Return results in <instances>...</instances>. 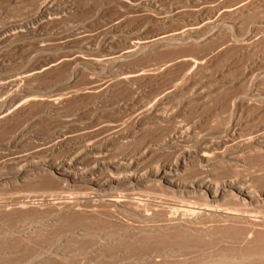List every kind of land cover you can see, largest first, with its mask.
Returning <instances> with one entry per match:
<instances>
[{
    "label": "bare ground",
    "instance_id": "obj_1",
    "mask_svg": "<svg viewBox=\"0 0 264 264\" xmlns=\"http://www.w3.org/2000/svg\"><path fill=\"white\" fill-rule=\"evenodd\" d=\"M145 1L147 0H144L143 3ZM162 1L163 0H150L144 4L148 7L159 9L157 3L161 4ZM222 1V3L217 2V0L215 1L214 7L217 6V3L220 5L217 6L216 9H209L212 10L210 11L211 17L209 18L204 16L205 10H200L197 5L198 10H200V16H202L200 23L190 24L178 30L156 34L148 38L131 39L126 43L124 48L112 50L111 46L116 42L114 37L123 31V15L120 13L116 18H112L111 21H108L110 25L108 27L106 26L107 29L105 28V31L100 33L96 32L98 33L97 35L94 33V38L105 45L107 53H104L102 57L100 56L101 58L75 57L73 63H80L84 66H88L93 71L111 74L112 67L122 61L130 62L128 60L138 57L141 54L144 55V53L147 54L146 52L148 51L152 53L157 49H167V47L173 51L171 47H180L181 44L189 43L195 47V45H199V42L204 41L202 35L207 34V29H210L212 31L211 34L216 35L213 36L216 38H218V34L224 30L225 34L221 33L225 35V37L223 36L225 38L223 41L225 40L226 42L224 41V43H222V38L221 40L219 38V43L221 41V44L218 43L217 45L215 44L217 42H214L212 45L213 47L217 45V48L216 46L215 48H211L212 46H210V44L209 48L213 49L214 52L211 53L212 51H209L208 54L210 57L207 58L204 53H202V55L205 56L203 59L196 58L195 60V58H187V56L176 57V59L170 60L171 62L169 61V64L166 65L165 63L164 65L166 66L161 67L162 70L160 68V71L157 70L156 72L158 73L155 74L158 76L156 79H158L159 76L163 78L162 75L167 77V73L170 72V74H172L171 70H173L177 64L178 66L183 64L188 72V74L185 73L186 77L188 76L187 78H191V76L195 75V77H198L200 75L199 73L212 63L213 60H217L225 54L229 55L228 52L234 50L233 48H235L238 53H247L248 55L254 53L259 47H263V19L261 18L260 21L258 18H254L253 20H258V22L255 21V23L253 20L250 21L249 19L251 18L248 16L264 12V0ZM231 2H234V4H231ZM107 3L116 5L119 7L118 9L121 10L123 6H138L140 2L138 3L137 0H107ZM167 3L169 4L170 2ZM171 5L169 11L166 8H160L166 14V17L165 15H162V17H165L166 20H175V22L183 20L185 23L187 18L186 10H188H185L186 6L183 9L176 8V10H174L175 7L173 6L174 9H172ZM78 6L80 5H76L75 2L70 0L68 3L65 2V4H58L57 0H42L38 3L32 16L26 18V21H20V23H18L24 30L12 34H7L5 32L1 33L0 44H5L15 39V37L17 38V36L30 35L32 32L24 28L28 24L35 25L32 30L33 33H39L42 30L41 25L37 21L39 18H47V21L49 20L48 22H50L55 19L50 20V17L74 12L78 10ZM193 10L195 11V9ZM190 11H192V9ZM245 16H247L248 19L245 18ZM250 17H252V15ZM262 17L264 18V16ZM241 18L247 19L253 22V24L255 23V25L253 27L250 25L251 30L249 33H247L248 30L247 32L243 31L242 27L240 32L243 31L248 35L246 34L247 36L243 41L239 42L238 40L241 41L242 39L236 41L234 39L235 33L240 35L238 31V20H242ZM197 19L199 20V18H196V20ZM239 26L241 28V25ZM228 29H231V31ZM203 31L206 32L204 33ZM228 31L230 35H226ZM202 32L204 34H202ZM226 36H230L228 40H226ZM91 37L93 38V36ZM208 37L211 36L208 35ZM212 40H207L206 37L207 42L210 41L211 43ZM204 44H206V46L208 45L207 43ZM199 48L201 49L202 47ZM207 50L208 49H206V51ZM234 54L237 53L235 52ZM227 55L224 57L229 58V60L234 58L232 57L233 53L231 55L232 58L226 57ZM247 57H249V55ZM247 57L246 59H249ZM225 58L224 60L227 61ZM220 61L221 63L225 62L223 60ZM62 62L64 61L53 60L38 68L29 70L21 78H17L11 83L18 84L20 81H29L36 76L38 77L45 72L48 73V71H53V69L60 67ZM144 71L145 70L141 69L134 72H121L122 74L118 73L119 75L117 74V77L114 75L113 79L116 77L117 83L130 85L133 82L135 83L136 80L138 81L140 78L142 79V77H145L147 73ZM151 74L149 73L148 76ZM153 75L154 73L152 76ZM187 78L186 80L188 81ZM158 81L160 80L158 79ZM113 82L115 83V80ZM108 84L109 83H107L105 87L101 85V88L105 91H102L103 89L97 91L95 87L94 89L96 91H72L68 95L61 94L54 98L45 99L43 98L44 95H42L44 91H24L22 89L3 91L2 94H0V123H9V119L16 115L18 116V114L20 115V113L23 114V111L25 112L36 104L40 105L42 103L43 105V102L48 105V112L51 114L55 113L56 115L65 105L69 106L70 104H75V102L81 103L83 99L86 100L87 98L93 100V103H91V101L88 102L92 104V108H89V111L93 110V112L88 113V115L91 113V115H89L90 118L88 116V118L83 116V118L88 121L86 122L87 125L84 124V128V125H79L77 130H75L77 134L74 135H72L73 131H69L71 129L67 130L66 128L64 131L60 130V132H58V139L55 142L54 140L56 138H52V142L54 143L52 145L53 147L49 145L51 148H46L45 145H43L45 142L39 143L43 145L42 147H38L39 145L37 144L38 146H36L35 149L32 148L34 150L27 153V156H21V160H23L22 158L25 159L21 162L23 164L16 172L15 176L18 179H23L25 174L44 172L52 175L53 178L68 187L76 188L84 192L82 194V199L64 202V205L61 206L62 208L60 207L61 209H58V212L56 211L58 214L67 216V214L70 213L71 215L72 213L82 217L84 214L85 217L89 215L92 222L94 220L96 225H101V223L107 220V222L110 223H108L109 225L113 224L116 228L122 227L120 230L123 229V231L138 230L137 233L148 232L145 234L143 233L144 235L142 234L143 237L146 236L145 238H147L148 234L149 238L154 236V239L156 235H152L153 233L159 236L166 233L165 236L163 235L164 237L160 236V238H165L168 233V235H172L169 236L171 240H173V238H179V236L185 237L184 235L186 233L190 238H197L199 242L200 239H205L208 243L213 241V245L214 243L216 245L217 242L215 241L218 240L221 245L220 241L222 239V243H229L228 247H226L232 248L233 251L235 249V252L245 251L248 253L250 250L254 251L252 243H254V241L259 242L260 236L264 237V91H178V85L163 91H108L112 87V85ZM182 84L179 86H182ZM98 86L100 87V85ZM131 86L133 85H130V87ZM89 99L87 101H89ZM69 102L70 104H68ZM79 103H77L78 106L75 105L77 107H82L83 105ZM85 103L87 104V102H84V106ZM84 106L83 108H86V106ZM81 107L80 109L82 110ZM34 108L35 107H33V109ZM37 108L36 106L35 109ZM65 108L63 110H65ZM75 109L77 108H74V110ZM71 111H73V108ZM85 111L87 112V110ZM44 112L42 114H44ZM76 112L80 113L77 110ZM73 113L76 114L74 111L70 113L71 115H63L64 119H60L65 127L69 126L70 128V125L83 120L82 117L79 118L72 115ZM78 115L82 116L83 113L82 115ZM59 127L60 126H58V128ZM75 127L73 126L71 128ZM18 132L20 131H17V133ZM39 135L40 134H38V136ZM53 135L55 136V134ZM38 136L36 139H33L41 141L38 139L40 136ZM75 136L80 143L77 148H75L73 155L68 159L53 158L56 151L62 147H66L68 141H74L73 138ZM17 137L18 135L16 134L14 140ZM45 137L49 138V136H44V138ZM27 138H29L28 135ZM21 139L23 138H19V140ZM52 139L50 138V140ZM45 144H48L47 141ZM46 146L49 147L48 145ZM152 186L162 192L170 193L172 196L181 197L182 204L180 201L179 207H177L178 204L172 207H163L164 205H159L161 208L155 209L156 200L150 199L149 196H147L148 198L144 196V199L141 196V192ZM88 204L90 206L86 208L85 206ZM24 207L26 206L22 208ZM61 216L63 217V215ZM59 218L55 217L56 220H59ZM125 218L129 221L132 220L135 223L139 222L138 224H142H136V226L134 223L133 225V222H128ZM100 219L103 222H101ZM97 220H99L100 224L98 222L96 223ZM107 222L105 224H107ZM115 226H112V228ZM95 229H90L91 232L93 231L92 235L104 238L108 243L111 241L110 238H107L106 234L108 232L104 233L106 231L103 232V230L98 229L102 231V233L106 235L105 236L99 232L97 228ZM82 230L81 233H79L80 231L77 233L83 236L90 233L86 232V230ZM94 231H98V233ZM172 231H174L175 234L179 231L177 234L178 236L174 235L176 236L174 237L173 234L170 233ZM120 232L121 231L117 233L121 234L122 232ZM131 232L132 231L128 234L132 235V233H135ZM117 233L115 235H118ZM124 233L121 234L122 237L118 236L117 241L115 239L117 237L111 238L112 241H121ZM137 233H135L136 235L133 239L139 238ZM150 233H152L151 236ZM224 233L233 234V239L229 236L231 241H227L228 238L226 236L228 235L224 236ZM181 234L184 235L181 236ZM159 236L156 237L159 238ZM237 236L240 237L237 239L235 238ZM108 237L110 236L108 235ZM130 237V239H132L133 236ZM152 237L150 239H152ZM189 237H186L188 241H190ZM224 237L227 238V240L223 239ZM90 238L92 239L93 237ZM99 238L97 237L94 241H101ZM160 238L155 240L168 241L170 239L166 240ZM213 238L218 240H213ZM262 238L261 240L263 241L264 239ZM99 241L97 243L95 242L98 244V246L95 247H99L97 250H101L104 247L108 250V247L105 246L106 243H99ZM112 241L110 242L111 244ZM192 242H190V244H196ZM199 242L196 245L200 244ZM201 242L204 243V246L207 244L206 241L204 242L202 240ZM208 245L206 246L209 248L213 246L210 244ZM224 245L222 246L223 248ZM221 246L220 248H222ZM262 247L255 248V252L257 249L260 250L261 248V252L257 251V253H263L262 251L264 250ZM110 248L111 247H109V249ZM226 249L225 251L229 250ZM151 255L146 258L143 256V259L142 257L137 258H141L140 260L144 264H149L148 262L152 264H163L159 262V259L156 260L157 256H159L158 253L156 257ZM232 258V261L234 259L237 260L235 257ZM138 259H135L136 262H134V264H137ZM217 261L218 260H216V263ZM139 262L140 261H138V263ZM242 262L244 263L246 260ZM182 263L183 262H181V264ZM232 263L237 264V261H233ZM165 264L169 263L165 262ZM170 264H174V262Z\"/></svg>",
    "mask_w": 264,
    "mask_h": 264
},
{
    "label": "rangeland",
    "instance_id": "obj_2",
    "mask_svg": "<svg viewBox=\"0 0 264 264\" xmlns=\"http://www.w3.org/2000/svg\"><path fill=\"white\" fill-rule=\"evenodd\" d=\"M40 1L42 0H6V1L0 0V35L1 33L4 32L7 34H12L18 31H23L24 29H22L20 27L21 25L18 23H20V21H26L25 20L26 18L32 16L36 10L35 8H37L38 3H40ZM70 1L75 2L76 5H80L78 6L79 7L78 10L70 13H65L60 16H58L59 14L52 16L50 17V20L54 18L55 19L51 20L50 22H48L49 20L47 21V18H39L37 21L42 27L41 32L33 33L32 30L35 27V25L28 24L24 28H27L29 31L32 32L30 33V35L28 34L19 37L17 36V38L15 37V39L5 44L2 45L0 44V60H1L0 85L5 84L4 86L2 85L0 86V94H2L3 91H15L16 89H22L24 91H44L42 94L44 95V97L43 96L42 97L45 99V98H54L61 94L68 95L72 91H94L95 87L97 91H100V89H103L101 88V85L102 87L103 86L105 87L107 83H109L108 85H112V87L108 91L111 90L112 91H163L167 88H170L172 86L174 87L177 85H178L177 87H179L178 91H264V46L259 47L258 49L260 50L256 49L255 51L256 53L254 52L248 54L249 57H247L248 56L247 53L246 54L238 53L237 50L233 48L234 50L228 52L229 55L227 54L225 55H227L226 57H230V58L234 57V58L229 60V58H225L224 55L223 57L218 58L219 60L218 59L213 60L212 63H210L211 65L209 64L204 69L205 71L204 70H203L204 72L202 71L203 73L200 72L199 76L197 74L198 77H195L196 76L195 75V76H191V78H187L188 76L186 77V74H188V72L186 71V68H184V65L180 64L181 65L180 67V65L178 66L177 64L176 66L178 68L175 66L176 69L174 68L173 70H171L172 74H170V72L167 73V77H165V75H162L163 78L159 76L158 79L160 81L156 79L158 77L155 75L156 73H158L156 71L157 70L160 71L159 69L161 67L166 66L172 60L176 59V57L178 58L180 56L182 57L187 56V58L188 57L192 59L195 58V60L196 58L203 59L205 58V56H203L202 53H204V55H206L207 58L210 57L208 53L209 51H212L211 53H214L213 49L211 48H215V46L217 48V45L219 43V38L220 40L222 38L221 41L225 39L224 38L225 35H223L225 34L224 30L221 31L223 34L220 32L218 34V38H216L213 37L216 35H212L211 34L212 31L210 29H207L209 32L205 29L207 32L206 31L203 32L204 33L206 32L207 34L202 35L203 37L202 39H204V41L199 42L198 43L199 45L197 46L195 45V47L194 45H191L189 43L181 44L180 47L175 46L176 49L175 47H171L173 51L167 47V49L163 48L160 50L157 49L155 51L152 50L153 51L152 53L151 51L150 53L148 51L146 52L147 54L144 53L145 56L141 54L138 57L128 60L130 62L122 61L123 63L120 62L119 63L120 65L116 64L115 66L112 67L111 74L104 73L101 71H93L88 66H84L80 63L78 64L73 63L75 57L95 58L100 56L102 57L104 53H107L106 52L107 48L105 47V45L102 42H98L99 40L95 39L94 36L100 32L105 31V28L107 29V27L110 25L108 21L109 20L111 21L112 18H116V16L120 15V13L121 15H123V20H122L123 31L122 33L114 37L116 42L111 46L112 50H120L124 48L126 43L131 39L148 38L156 34L178 30L190 24L200 23L202 16H200L199 11L201 9L205 10L204 16L206 18H209L211 17L210 11H212L209 9L211 8L216 9L217 6L220 5L219 3L223 2L222 0L221 1L217 0V2L219 3L216 2L217 6L215 7H214V3L216 0H203V1L193 0L194 3L192 0H177L178 2L176 0L175 1L163 0L161 4L157 3L159 9L148 7L144 4L150 0H147L144 3H143L144 0H137L138 3L140 2L138 6H133V7L123 6L121 10L118 9L119 7L116 5L108 4L107 0L104 1L103 0L102 1L101 0H81V1L70 0ZM188 1L190 2V4ZM65 2L68 3L69 0H57L58 4L60 3L65 4ZM167 2L170 3L168 4ZM179 2L181 3V5ZM231 4H234V2H231ZM170 5L172 9H174L175 7L174 10H176V8L183 9L186 6L185 10L188 9L186 10L187 23L186 22L184 23L183 20H180L179 22L178 21L175 22V20L171 21L165 19L166 14L160 8L163 7L169 11ZM197 5L200 8V10H198ZM200 6L201 7L204 6V7L201 8ZM191 9L193 12L190 11ZM193 9H195V11ZM162 15L163 16L165 15V17H162ZM251 15L253 18L250 17ZM251 15L249 16L247 15L249 18H251L249 19L250 21L253 20L254 18L256 19L258 18L261 21L262 18L263 19L262 21L264 22V18L262 17L264 16V12H260V14L255 13ZM247 16H245V18H247ZM157 17H159L160 19ZM196 18H199V20L198 19L196 20ZM247 19L238 20L239 32L243 27L242 30L246 32L248 30L247 33H249L251 30L250 25H252L253 27L255 23L258 22V20L257 21L253 20V22L256 21L253 24V22H250ZM239 25H241V28ZM228 30L231 31V29ZM229 31L226 35H230ZM243 31L240 32V35L238 33H235L236 34L234 39L235 41L238 39H242L241 41L238 40L239 42H242L243 39L248 35ZM203 32L202 34H204ZM242 32L243 34L241 35ZM94 33L96 34L94 35ZM221 34L222 36L220 37ZM208 35H210L211 37H208ZM91 36H93V38ZM206 37L207 40L211 41L214 38L213 40L217 39L218 41L212 40V42L210 43V41L209 42L206 41ZM228 37L226 38V40H228ZM221 41L219 44H221ZM224 41L222 43H224ZM214 42H217L215 43L217 45H214L213 47L212 45L214 44ZM204 43H207L208 45L206 46V44ZM209 45L212 47L209 48ZM198 46L202 48L200 49ZM203 47L204 49L205 48L208 49L207 50L208 52L206 51V49L204 51ZM235 52L237 54H234ZM232 53L234 56L232 55ZM246 57L249 59H246ZM224 58L227 59V61L224 60ZM53 60L54 61L61 60L64 62H62V65H60V67L53 69V71L52 70L48 71V73L45 72L39 75L38 77L36 76L35 78L30 79L29 81H23V82L20 81L18 84L11 83L17 78H21L29 70L38 68ZM220 60H223L225 62L221 63ZM165 63L166 65H164ZM141 69L146 71V72L144 71L145 73H147L145 76L146 78L142 77V79L140 78L138 81L136 80L135 81V83L137 82L136 84L134 82L131 83L130 85L133 86L130 87L129 84H124V83L119 84V82L118 83L116 82V77L119 74H122L124 72L139 71ZM149 73L150 74L154 73L153 75L154 77L152 76V74L149 75L152 79L155 78L154 80H152L148 76ZM114 75L116 76L115 79H113ZM184 75L188 79V81L186 80ZM114 80L115 83L113 82ZM181 84L182 86H179ZM98 85H100V87ZM102 91L105 90L103 89ZM88 99L89 98H87L86 100L83 99L81 103L77 102L80 105L82 104L83 106H84V102H87V104L85 103L86 108H83V106L77 107L78 104L76 102L75 104L77 106L75 104H70L69 102L68 104H70L69 106L71 107L65 105L64 106V108L66 107L65 110H63L64 108L60 109L58 111L59 113L57 112L56 115L55 113L51 114L48 112L49 107L47 108L48 105H46L45 102H43V105L40 102L41 103L40 105L36 104L35 106H33L35 108L37 106L38 107L37 109L34 108L35 109L34 110L33 107L29 108L31 111L27 109L25 112L23 111V114L22 113H20V115L18 114V116L21 117H18L16 115L14 116L15 118L13 117L14 119L13 118L9 119L10 121L9 123L8 122L0 123V264H132V263L134 264V262H136L135 259H138L137 257H142L143 259V256L146 258L151 254H154L151 256L156 257L157 253L159 254V256H157L156 260L159 259L160 260L159 262H162L163 264H165V262L169 264L171 262H174V264L175 262L176 264L177 262L178 264L179 262L180 264L181 262L183 263L187 262L189 264L192 262H195L196 264H223V263L234 264L232 263L233 261H237V264L239 263L264 264V251H262L263 253L260 254L262 250L260 248V250L257 249V251L260 252L258 253L257 251L255 252V248L257 247L259 248L263 246L262 248L264 250V245H263L264 240L263 241L261 240L263 236L259 235L260 241L259 242L254 241V243H252L253 245L256 244L254 245L255 247L252 245L254 251L250 250L248 251V253L245 251L235 252L236 251L235 249L233 251L232 248H227L229 243L226 242L222 243V239L220 237L219 238L221 239L220 241L221 245L222 244L224 245L226 243L224 245V248L222 247L223 245L222 246L220 245L218 237H217L218 239L213 238V240H218L215 242H217L219 246L217 244L215 245V243L213 245V241L211 243L210 242L208 243L207 240L202 239L204 242L206 241L207 243V244L205 243L206 245L208 244H210L211 246L213 245L212 247L209 248L206 245L204 246V243L201 242L202 241L201 239L199 242L197 238L196 239H193L192 237L190 238L189 235H186V233L185 235L181 234V236L184 235L185 237L179 236L178 238L174 236L177 235L179 231H177L178 232L177 234H175L174 231L170 232L177 239L173 238V240H171L169 236L171 234L168 235V233L167 236L163 238L166 235L165 233L163 234L164 236L163 235L160 236H163L162 238L166 240L169 238L170 239L168 241L165 240L161 241V240H155L160 238V236L155 233L153 234L150 233V236L152 234V235H156L157 237L159 236V238L155 236V238L153 239L154 236L153 237L151 236L152 239H150L151 237L150 238L148 237L149 234L148 235L146 234L147 238H145L146 236L143 237V235L148 232L145 233L143 232L144 234L139 232L140 233L139 234L137 233L138 230L136 231L130 230L132 232L137 233V236H139V238L136 236L138 239L136 237H135L136 239H133L134 236L136 235L135 233L131 232L132 235H129L128 233L130 231L124 230L125 233H127L125 234L123 229L120 230L122 227L116 228V226L113 224L109 225L110 223L107 222V220L105 219L103 220H105L107 224H105L106 223L105 221L104 223L100 219L101 222L103 223H101V225L98 224L96 225L94 223V220L92 222V219H90L89 215L88 218V216L85 217V214L83 217L76 214L74 215L72 213H71L72 216L70 215V213L67 214V216L64 214H58L57 212L62 208L61 206L64 205V202L67 201L72 202L75 201L76 199L83 198L82 194L84 192H82L81 190L68 187L67 185L57 181L55 178H53L52 175L44 172L28 173L25 174L23 179H18L15 176V174L21 168L23 164L21 162L25 159L22 158L23 160H21L20 159L21 156L23 155L27 156L28 155L27 153H30V151L32 152L38 145H39L38 147L40 146L42 147L43 145H45L46 148H51L53 143L58 139L57 138L59 135L58 132H60V130L64 131L66 130V128L67 130L71 129L69 131L70 132L73 131L72 135H74L77 134L75 133V130H77L79 125L81 126L84 124L87 125L86 122L88 121L85 120V118L91 115V113L88 115L89 112H93V110L89 111V108H92L91 103H93V100L89 99V101H87ZM90 101L91 103H88ZM80 107L84 112L80 109ZM72 108L73 111H71ZM74 108L77 109L74 110ZM76 110L80 113H77ZM85 110H87V112ZM74 111L76 114L73 113L72 115H75L79 118L80 117L83 118L84 116L85 118H83V120H80L79 122H76L75 124L70 125V128L69 126L65 127V125L61 121L62 119H64L63 115L65 116H67L68 114L71 115L70 113ZM43 112L44 114H42ZM25 113H29V114H25ZM78 114H81L82 116ZM85 125L83 126V128L85 127ZM58 126L60 127L58 128ZM73 126L76 127L71 128ZM20 128L24 129L25 131L21 130ZM17 131L20 132L17 133ZM16 134L18 135L19 138H23V139L19 140V138L17 137L15 139L17 141H15L14 136H16ZM38 134H40L39 135L40 137L38 136ZM53 134H55V136ZM27 135L29 138H27ZM29 135H31L32 137ZM37 136L39 137L38 139H40L41 141L35 140ZM44 136H49V138L48 137L44 138ZM53 137L56 138L54 142H52ZM50 138L52 140H50ZM45 140L47 141L48 144H45L46 143ZM73 140L77 141L78 143L72 140H70L71 142L68 141L66 147H62L58 149L57 150L58 152L56 151L53 158L55 159L70 158V156L73 155L75 148H77L78 144L80 143V141L76 139V136L73 138ZM41 142L42 143L45 142V143L43 145H40ZM46 145L48 146L51 145V146L47 147ZM141 193L143 194V195L141 194L142 198H144V196L145 198L149 196L150 199L154 201L156 200L157 203L155 204V209H160L161 206L159 207V205L162 206L164 205L163 207L166 206L172 207L173 205L178 204L177 207H179L180 201L182 200L181 197L178 198V196H172L170 193L162 192L153 186L147 190H144ZM22 205L26 207L22 208L23 207ZM87 206L90 205L88 204L85 207L87 208ZM53 214L57 216L63 215V217L59 216L60 217L59 218L57 216H54ZM51 217L54 218L52 219ZM55 217L59 218V220H56ZM97 222L100 224L99 220H97L96 223ZM128 222L131 223L133 222L132 223L133 225L135 223L132 220L131 221L128 220ZM138 223L139 222L135 223V225ZM112 226L115 227L112 228ZM95 228H97V230L98 229L103 230V232L106 231L104 233L108 232L109 234L107 233L106 235L107 238L108 239L110 238L111 241H112L111 238L113 237H117L115 238L117 241L118 236H121L122 233H124L123 238H121V241L116 242L114 240L115 243L114 241H112V244L110 243L111 241L108 243V241H106L104 238L101 237L99 238V236L92 235L93 231L91 232L90 229L93 230ZM81 230L82 231L86 230V232H90V233H88L89 235L86 234L85 236L79 235L77 232L80 231L79 233H81ZM100 230L98 231L102 233V231ZM98 231H94V232L98 233ZM116 231L117 232L121 231L122 233L120 232L121 234H119ZM115 232L118 235H115L116 234ZM180 233H184V232H180ZM87 235L89 236V238ZM108 235L110 237H108ZM124 235L125 236L129 235L128 236L129 238L127 236L126 238ZM225 235H228L226 236L228 240L225 237L223 239H226L227 241H231L230 239L232 238L233 234L224 233V236ZM130 236H133L132 239H130L131 238ZM187 236L190 238L189 239L190 241H188V238H186ZM90 237H93L94 239H97L98 237L101 241L97 240V242L99 241V243L100 242L106 243L105 246L108 247V250L105 249V247L102 249H105L106 251L102 249L97 250L99 248V247L98 248L95 247L98 246V244H96L97 242L94 241L93 238L91 239ZM238 237L240 236H237L235 238L238 239ZM262 239H264V237ZM192 241L196 244L198 242L200 244L202 243L203 244L192 245L190 244V242ZM109 245H113V246H109ZM220 246L223 249L220 248ZM109 247L111 248L109 249ZM225 249L226 250L229 249V250L225 251ZM232 257L233 258L235 257L237 260L234 259L232 261L231 260ZM140 259L141 258L137 260V264L139 263L144 264L141 262ZM216 260H218L217 263ZM241 260L242 261L246 260V262L243 263ZM138 261L140 262L138 263ZM148 263L152 264L150 262Z\"/></svg>",
    "mask_w": 264,
    "mask_h": 264
}]
</instances>
